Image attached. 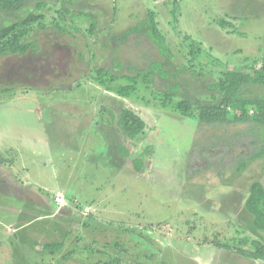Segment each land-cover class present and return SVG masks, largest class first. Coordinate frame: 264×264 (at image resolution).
<instances>
[{"label":"rangeland","instance_id":"rangeland-1","mask_svg":"<svg viewBox=\"0 0 264 264\" xmlns=\"http://www.w3.org/2000/svg\"><path fill=\"white\" fill-rule=\"evenodd\" d=\"M37 2L45 4L32 33L40 51L0 56V83L23 86L0 94V264H105L113 255L122 264H264L217 245L238 246L245 236L264 244L244 208L251 183L264 185V157L248 161L262 144L253 127L196 122L158 101L177 86L176 100L216 102L210 85L222 72L264 56V0L25 5ZM150 11L171 60L143 34L124 35ZM8 18L20 16H0V27ZM154 61L167 79L152 78L136 96L91 79L108 69L118 88L129 68ZM244 93L264 97L261 87ZM122 108L145 121L138 140L124 139L114 124L111 114ZM141 154L144 167L135 171ZM53 243L63 245L58 254L43 251Z\"/></svg>","mask_w":264,"mask_h":264},{"label":"trees","instance_id":"trees-1","mask_svg":"<svg viewBox=\"0 0 264 264\" xmlns=\"http://www.w3.org/2000/svg\"><path fill=\"white\" fill-rule=\"evenodd\" d=\"M45 4L37 2L32 8L25 5V0H0V16H10L18 14L19 20H3L0 27V56H18L23 57L28 53H37L40 51L39 42L32 38L35 27H42L45 15L42 13ZM92 28V26H90ZM89 31H91L89 29ZM133 33L143 34L150 42L155 44L159 54L171 60L173 58L167 38L159 27L156 14L153 11L148 12L146 19L138 23L134 28L129 29L124 35L129 36ZM190 43V55L194 60L198 47ZM129 75H123L120 79L126 81L124 86L115 87L117 78L108 69L98 68L93 72L92 81L108 91H114L122 98L136 96L141 86L150 88L152 78L158 76L160 79H167V74L163 70V65L154 61L148 69H134ZM3 86V87H1ZM19 86L11 80L7 83H0V94L15 90ZM25 87V86H24ZM247 87H261L264 89V56L252 60L244 68L226 70L220 77L210 85V89L217 93V100L214 103L195 105L188 100H176L177 86H172L168 90L159 94L158 101L163 109H170L173 113L182 118L192 119L196 122L215 125L245 124L252 126L250 133L260 139L262 144L259 149L249 158V162H254L264 157V97L261 95H246L244 90ZM29 91L30 88H24ZM112 113V112H111ZM113 122L117 126L120 134L128 141L139 139L145 131V121L130 109L122 108L117 115L111 114ZM141 154L132 161L133 169L140 171L144 167ZM247 166V163L239 165V171ZM244 208L247 214L252 218L253 228L264 234V185L259 181L251 183L248 190V197L245 200ZM225 250L233 251L252 261L264 263V244L255 238L248 236L239 238L238 246H231L226 243H217ZM249 245V246H247ZM119 244L115 245L117 248ZM63 245L61 243L47 244L43 251L50 254H58ZM251 248V250L247 249ZM125 252V251H124ZM119 256H111L105 264H122Z\"/></svg>","mask_w":264,"mask_h":264}]
</instances>
